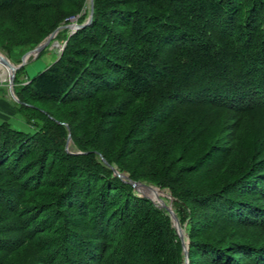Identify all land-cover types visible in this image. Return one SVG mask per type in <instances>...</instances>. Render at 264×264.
<instances>
[{"label":"trees","instance_id":"16d2710c","mask_svg":"<svg viewBox=\"0 0 264 264\" xmlns=\"http://www.w3.org/2000/svg\"><path fill=\"white\" fill-rule=\"evenodd\" d=\"M93 5L51 65L16 71L35 131L0 122V264H184L131 180L169 189L189 264H264V0ZM76 13L89 0H0V49Z\"/></svg>","mask_w":264,"mask_h":264},{"label":"rangeland","instance_id":"374dc122","mask_svg":"<svg viewBox=\"0 0 264 264\" xmlns=\"http://www.w3.org/2000/svg\"><path fill=\"white\" fill-rule=\"evenodd\" d=\"M89 7H90V0H89ZM74 16H77V22L75 24H72V23L69 24V22L67 20L68 18H65L64 24L59 26V27H63V26L64 27L55 33L54 37L45 46L44 50H42L40 55H39V53L33 54L29 58L26 59V54L30 50L27 51L26 53H23V52H20L19 49L15 50V52H13L11 54V57L6 52H4L0 49V55L8 58L15 65L20 64L22 62L23 58H24V60L26 59V62L24 64V66H25L24 74L22 75V81H24V83H26L28 78H32L33 76L38 74L40 71L45 70L61 54V52L65 46V43L67 41V40H65V37L69 38V36L78 29L77 26L82 24L79 22L80 13H78V14L76 13V15L74 14ZM88 18H89V16L87 17V20H88ZM69 25L74 26V28L73 29L69 28ZM58 28H56V29H58ZM65 29H66L65 32H63V33L60 32V31L65 30ZM49 35L46 36L40 43L46 41L47 38L49 37ZM20 59H21L20 62L17 61ZM10 72L11 71L9 68L7 71V66L5 65L3 72H1V74H0V122L8 121L13 128L32 133L35 131V127L30 122L27 121V116H26L25 110H23L19 107L18 97L15 93V78H14V90H12L11 83H10ZM15 75H16V72H15ZM66 148L75 150V146L71 140V134H69V136H68ZM114 168L118 171V169L116 167H114ZM114 168H113V170H114ZM120 174H124V173H120ZM116 175H118V174H116ZM124 175H127V174H124ZM121 177H124V176H121ZM128 178H126V179H128ZM131 181H133V180H131ZM138 182H141V183H144L145 185H148L149 186V193L153 197L159 196L160 198H162L163 202L168 207H171L172 210H174V212H175L174 198H173L171 192L169 191V189L161 188L157 185L151 184V183L146 182V181H138ZM156 204L159 206V204L157 202H156ZM159 207L166 210L165 208H163L161 206H159ZM166 211L170 216V213L168 212V210H166ZM171 221H172V219H171ZM179 222H180V220H179ZM172 225L174 227L173 221H172ZM180 226L182 227V232H183V236L185 238V241L187 244H189L187 234L185 231V227L181 223H180ZM174 228L178 234L177 228L176 227H174ZM184 256H185V254H184ZM184 264H185V261H184Z\"/></svg>","mask_w":264,"mask_h":264},{"label":"water","instance_id":"95a60500","mask_svg":"<svg viewBox=\"0 0 264 264\" xmlns=\"http://www.w3.org/2000/svg\"><path fill=\"white\" fill-rule=\"evenodd\" d=\"M93 13H94V5H93V0H90V15H89V18L86 22L80 24L77 26V28H80V27H83L85 26L86 24H88L90 22V20L92 19L93 17ZM72 25H69V27H71ZM64 27V26H63ZM63 27H59L58 29H56L53 33H51L49 35V37L47 38L46 41L40 43L39 45H37L34 49L30 50L29 52H27L26 54V59L29 58L31 55L33 54H38L41 50H43L45 48V46L50 42V40L54 37L55 33L57 31H59L61 28ZM0 59L2 61V63L6 66H8L11 70L10 72V83H11V87H12V90H14V78H15V72L17 69H19L20 67H22L25 62H26V59L22 60V62L18 65H15L14 63H12L8 58L0 55ZM114 171L116 174L120 175V176H124L125 178H128L127 175H124V174H120L115 168H114ZM132 186L134 187V189H136L138 191V194H140L141 196H145V197H148L150 199H152V201H154L156 203V200L149 194V186L148 185H145L144 183H141V182H138V181H129ZM159 206L165 208L166 210H168V212L170 213V217L172 219V221L174 222V227L177 228L178 230V235L182 241V244H183V250H184V254H185V264H189V260H188V244L186 243L185 241V238L183 236V232H182V227L180 226V222H179V219L177 217V214L174 212V210H172L171 207H168L164 202H161L158 203Z\"/></svg>","mask_w":264,"mask_h":264},{"label":"bare ground","instance_id":"6f19581e","mask_svg":"<svg viewBox=\"0 0 264 264\" xmlns=\"http://www.w3.org/2000/svg\"><path fill=\"white\" fill-rule=\"evenodd\" d=\"M245 7V6H244ZM42 51V50H41ZM40 53V52H39ZM235 66V65H234ZM4 67H5V65L2 63V61H1V59H0V74H1V72H3V70H4ZM246 67V66H245ZM7 68H9L8 66H7ZM10 69V68H9ZM11 70V69H10ZM18 70V69H17ZM16 70V71H17ZM39 103V102H38ZM41 104V103H40ZM37 106V105H36ZM48 106V105H47ZM249 125V124H248ZM42 147V146H41ZM23 163V162H22ZM150 194V193H149ZM151 195V194H150ZM152 196V195H151ZM153 197V196H152ZM155 200H156V202H158V203H160V201L161 202H163V199L162 198H160L159 196H157V197H153Z\"/></svg>","mask_w":264,"mask_h":264},{"label":"built area","instance_id":"2783aa9c","mask_svg":"<svg viewBox=\"0 0 264 264\" xmlns=\"http://www.w3.org/2000/svg\"><path fill=\"white\" fill-rule=\"evenodd\" d=\"M67 20H68L69 24H70V23L75 24V23L77 22V16H71V17H68ZM70 28L73 29L74 26H71Z\"/></svg>","mask_w":264,"mask_h":264}]
</instances>
